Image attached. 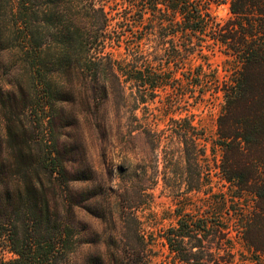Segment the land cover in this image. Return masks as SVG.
Masks as SVG:
<instances>
[{"label": "trees", "instance_id": "obj_1", "mask_svg": "<svg viewBox=\"0 0 264 264\" xmlns=\"http://www.w3.org/2000/svg\"><path fill=\"white\" fill-rule=\"evenodd\" d=\"M212 46L227 57L224 76L208 61ZM208 95L221 100L211 154L190 116L163 130L146 116L181 115ZM111 97L143 112L134 118L153 149L182 145L188 196L158 237L123 217L105 255L85 264H158L157 239L172 264H264V0H0V264H75L93 244L73 187L87 178L62 139L77 124L73 107Z\"/></svg>", "mask_w": 264, "mask_h": 264}, {"label": "rangeland", "instance_id": "obj_2", "mask_svg": "<svg viewBox=\"0 0 264 264\" xmlns=\"http://www.w3.org/2000/svg\"><path fill=\"white\" fill-rule=\"evenodd\" d=\"M215 15L221 20L230 17L227 6L217 9ZM205 53L213 68L224 76L227 57L222 50L212 46ZM193 63L202 61L198 59ZM185 109L188 112L181 115L176 112L169 116L165 115L163 109H148L146 116L157 119L158 130L167 129L170 117L190 116L194 124L206 133L211 154L221 100L208 95L205 101L185 106ZM73 110L78 113L77 124L65 131L70 138L62 140L69 142L74 149V168L87 178L73 186L80 195L81 207L77 210L79 230L84 239L93 241V244L79 248L73 256L75 264H85L93 255H105L104 241L114 235L113 227L119 231L125 216L135 215L148 236L154 234L158 237L161 230L173 225L172 214L177 201L188 196L181 182L186 164L182 145L176 138L167 147L165 142L158 149L150 146L142 132L144 124L134 118V115L142 117L141 110L133 113L130 109L120 108L113 97L89 111L81 110L78 106ZM0 134H4L1 121ZM33 149L35 152L40 150L37 146V150L35 147ZM166 151L171 152L172 160L165 154ZM216 157H219L218 151ZM165 173L169 175L166 180ZM214 180L215 190L223 189L220 179ZM157 240V251L160 253L157 263L172 264L168 247L160 239ZM5 256L13 257L7 251Z\"/></svg>", "mask_w": 264, "mask_h": 264}]
</instances>
